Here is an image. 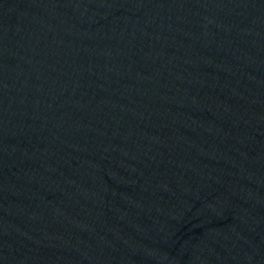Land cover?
I'll return each mask as SVG.
<instances>
[{"label": "water", "instance_id": "obj_1", "mask_svg": "<svg viewBox=\"0 0 264 264\" xmlns=\"http://www.w3.org/2000/svg\"><path fill=\"white\" fill-rule=\"evenodd\" d=\"M0 264H264V0H0Z\"/></svg>", "mask_w": 264, "mask_h": 264}]
</instances>
